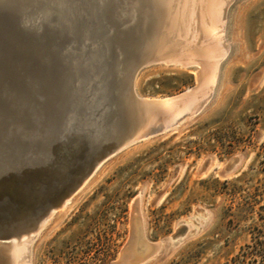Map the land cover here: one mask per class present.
<instances>
[{"label": "water", "instance_id": "95a60500", "mask_svg": "<svg viewBox=\"0 0 264 264\" xmlns=\"http://www.w3.org/2000/svg\"><path fill=\"white\" fill-rule=\"evenodd\" d=\"M182 12L179 0H0V264H10L13 242L31 243L106 161L199 112L206 100L174 116L161 99L136 92L146 67L191 68L178 44ZM197 88L170 97L172 107ZM140 198L112 264H144L163 248L168 255L211 219L190 229L197 213L209 214L197 209L165 242H150L134 215Z\"/></svg>", "mask_w": 264, "mask_h": 264}, {"label": "rangeland", "instance_id": "374dc122", "mask_svg": "<svg viewBox=\"0 0 264 264\" xmlns=\"http://www.w3.org/2000/svg\"><path fill=\"white\" fill-rule=\"evenodd\" d=\"M225 19L223 44L230 51L199 112L106 161L70 208L49 219L21 264H112L130 238L137 197L134 215L150 242H165L197 209L209 214L197 213L190 229L211 217L197 235L144 264H227L250 242L251 222L239 220L236 208L242 194L264 184V0H231ZM200 71L152 65L138 75L136 92L174 97L199 86ZM239 155L240 163L223 175Z\"/></svg>", "mask_w": 264, "mask_h": 264}, {"label": "bare ground", "instance_id": "6f19581e", "mask_svg": "<svg viewBox=\"0 0 264 264\" xmlns=\"http://www.w3.org/2000/svg\"><path fill=\"white\" fill-rule=\"evenodd\" d=\"M230 1L179 0L183 12L178 44L187 56L188 64L201 68V81L198 88L185 100L181 108L172 107L170 98L161 99L160 104L164 106L162 108L164 113H173L174 116H177L181 112L188 111L198 102L209 98L210 92L217 81L220 63L230 51L223 44L225 24L223 13ZM71 203L72 200L67 203L64 210L70 208ZM29 244L27 238H23L19 242H13L10 250L12 253L9 256L10 264H21Z\"/></svg>", "mask_w": 264, "mask_h": 264}, {"label": "trees", "instance_id": "16d2710c", "mask_svg": "<svg viewBox=\"0 0 264 264\" xmlns=\"http://www.w3.org/2000/svg\"><path fill=\"white\" fill-rule=\"evenodd\" d=\"M252 189L243 191L246 194L240 196L236 208L239 220L251 222V240L227 264H264V184L255 185Z\"/></svg>", "mask_w": 264, "mask_h": 264}]
</instances>
